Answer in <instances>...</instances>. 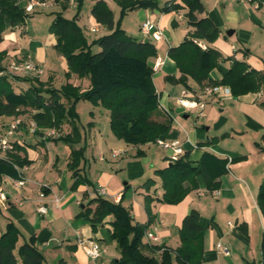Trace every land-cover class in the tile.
<instances>
[{"label": "crops", "instance_id": "0c3cea01", "mask_svg": "<svg viewBox=\"0 0 264 264\" xmlns=\"http://www.w3.org/2000/svg\"><path fill=\"white\" fill-rule=\"evenodd\" d=\"M40 1L53 4L49 7L36 6L34 12L29 14V19L44 10L49 15L51 27L58 12H62L68 19L78 15L77 23L89 43L112 32L98 23L92 13L98 1L108 4L114 13L116 26L119 24L121 29L134 38L147 39L141 33V25L146 19L158 24L163 31V39L148 40L157 49V54L149 59V64L154 67L157 61L162 62L155 72L154 82L160 95V120L172 121L164 137L178 139L185 154L189 155L195 165L205 152L228 159V172L215 181L219 188L213 191L208 188L209 183L202 174L164 185L158 171L166 169L173 161L170 159L171 152L155 142L139 147L128 145L110 131L109 124H97L96 114L92 112L93 119L88 125L77 123L80 140L71 144L63 143L56 138L49 139L31 133L29 121L33 118L30 112L21 114L22 118L26 116L28 119L23 120V125L12 137L19 142V149L13 155L27 161L24 172L27 182L22 188H16L14 180L18 177H0L8 194L7 207H0V236L6 231L7 224L14 222L21 231L18 244L35 237L36 245L45 257L53 254L55 260L63 258L68 264H72L73 258L78 264H115L121 255L111 242V217L93 226L83 215L89 201L101 196L114 203L121 202L130 210L136 222L145 225L142 249L147 255L160 257L162 250L175 251L180 247L183 221L195 209L200 213L203 229L202 264H264V215L258 203L260 186L264 181V86L258 92L241 96H234L232 92L224 102L205 96V117L197 118L194 114L186 113L188 118H185L183 114L174 112L178 107L177 99L185 91L200 93L208 83L200 85L191 77L187 85L170 81L169 78L178 79L182 73L168 54L170 48L191 38L219 50L223 55L210 73V78L217 83L229 71L233 59L246 62L250 68L264 74V3L257 0L259 7H256L246 1L202 0L206 11L198 14L199 18H211L220 30L218 39L208 43L190 26L187 9L162 12L160 9L139 8L128 11L122 17L118 0H75L73 4L70 0ZM87 1L90 2L88 10L85 8ZM157 1L160 6L168 1L181 3V0ZM28 2L20 0L19 5L26 11ZM51 7L50 12L47 11ZM25 24L12 28L7 20L4 40L0 43V52L6 53L3 60L6 69L22 56V59H34L44 68L50 63L47 48H56L55 35L51 33L53 40L50 45H43L34 40L36 30L32 22L28 30ZM229 30H233L232 36L228 34ZM96 47L99 46H94L93 51ZM42 52H46L43 58ZM57 73L53 71L47 84L52 86L59 77ZM42 76L39 77L41 81ZM20 77L35 76L24 74ZM63 80V83L79 87L82 92L91 85L89 78H79L77 74ZM12 83L17 92L26 91L31 85L30 82L16 79ZM12 119L0 117V122H10ZM108 120L110 122L111 118ZM71 131V124L65 123L60 135ZM73 148H84V158L79 168L86 182L76 187V179L69 169ZM138 150L143 151L142 156H137ZM114 151L121 153L114 157ZM43 186H47L44 190L46 196L41 198L39 192ZM101 189L106 190V195L99 194ZM183 193L185 196L177 202L165 199L168 194L178 198ZM57 198L60 201L57 202ZM43 204L48 207L46 214L38 211ZM88 207H95V204ZM150 233L159 240L150 239ZM82 240L96 241L104 249L101 256L92 259L80 245ZM218 243L227 246L230 254L219 251Z\"/></svg>", "mask_w": 264, "mask_h": 264}, {"label": "trees", "instance_id": "16d2710c", "mask_svg": "<svg viewBox=\"0 0 264 264\" xmlns=\"http://www.w3.org/2000/svg\"><path fill=\"white\" fill-rule=\"evenodd\" d=\"M259 1L264 3V0ZM19 2L20 0H0V43L4 40L7 20L12 28H16L23 26L30 16ZM118 3L122 8V17L128 11L139 8L160 9L162 12L187 9L189 24L197 35L208 43H214L220 34L211 18H199L198 14L206 11L202 0H181V3L168 1L164 6H160L157 0H118ZM92 13L98 23L112 32L91 43L77 23L78 15L68 19L62 12H58L50 27L57 39L56 49L66 58L70 73L77 74L79 78H89L90 88L82 92L79 87L66 84L61 89H56L42 82L39 77L10 76L3 65L6 53L0 52V117H14L31 112L38 127L35 133L41 136L46 135L44 130L56 128L62 131V126L70 123L71 133L55 138L71 144L81 138L76 105L81 100H91L95 104L102 103L110 110L111 129L126 144L139 147L153 143L158 138H165L172 121L154 118V113L160 106V95L154 82L155 70L150 66L149 59L157 54L156 46L150 41L128 35L119 24L116 26L114 13L105 1H98ZM94 46H99L100 51L94 52ZM168 54L182 73L178 79L169 78L173 83L187 85L188 78L191 77L200 85L205 82L208 85H228L234 96L258 92L264 86L263 73L236 59H233L231 68L221 82L212 80L210 73L223 55L210 46L203 49L194 39L186 38L179 46L170 48ZM15 79L30 82L31 85L26 91L17 92L12 83ZM16 147L19 149L17 145ZM142 155L143 151L138 150L137 156ZM83 158L84 148L72 149L69 169L76 179L74 187L86 182L80 175L79 168ZM228 162L226 158L205 152L195 165L189 155L185 154L158 172L164 185L202 174L209 183L208 188L213 191L219 188L215 181L228 172ZM27 164V161L11 154L9 160H0V177L7 175L16 178L19 174L15 165L24 167ZM184 196L185 193L173 198L168 194L165 199L174 203ZM258 203L264 215V181L260 186ZM93 204L95 207H88ZM83 213L93 226L104 223L107 217H111L112 237L117 240L121 255L115 264H202L203 229L200 213L195 209L183 221L180 247L175 251L164 249L160 257L143 252L146 227L136 222L130 210L121 202L114 203L98 196L89 201ZM20 236V229L14 222H9L6 231L0 236V264H19V261L21 264H45V256L37 247L36 238L30 237L19 245ZM262 255L264 261V232ZM57 264L68 262L60 258Z\"/></svg>", "mask_w": 264, "mask_h": 264}, {"label": "built area", "instance_id": "2783aa9c", "mask_svg": "<svg viewBox=\"0 0 264 264\" xmlns=\"http://www.w3.org/2000/svg\"><path fill=\"white\" fill-rule=\"evenodd\" d=\"M235 1H246L251 2L259 7V2L257 0H235ZM73 4L75 0H70ZM36 6L49 7L50 4L46 1L40 0H29L28 5L26 6V12L33 13ZM141 33L144 38L153 39L156 41H160L163 39V31L159 27L158 24L153 22L150 19H146L141 25ZM200 47L203 49L206 48V45L203 42L198 40H194ZM162 62L157 61L153 67L156 71L159 70ZM6 73L10 76H21L24 74H31L35 77H41L44 74V67L41 64H35L31 61V59H19L13 61L9 68L6 69ZM3 74V73H2ZM232 93L231 88L225 85H205L202 88L200 93H190L188 91L183 92V94L177 99V106L184 107L186 113L194 114L197 118L205 117L206 106L207 103L204 100L205 96L217 98L219 102H224L227 95ZM23 125V119L19 116H14L10 122H0V160H9L10 155L15 153L17 150L16 145L18 146L19 142L12 139V137L16 134L19 128ZM37 124H31L29 126V131L31 133L36 132ZM60 135V131L56 128L50 129L45 138H55ZM159 147L170 151V159L175 162L179 160L183 155H185V149L182 143L178 139H166V138H158L155 141ZM120 151H114L113 156L117 157L120 155ZM16 170L18 171V178L14 180V186L16 188H22L26 185V178L24 172L26 167H21L15 165ZM47 189V186H43L39 195L41 198L46 196L44 190ZM106 190H99L100 195H106ZM218 194V191H215ZM56 201H60V199H56ZM8 203V194L5 192L3 187V180L0 178V207H7ZM38 211L42 214H46L48 211V207L46 205H40ZM231 226L232 223H229ZM150 239L154 241H158L159 238L154 234H148ZM80 245L83 246L87 254L92 258L96 259L101 256L104 249L100 247V245L94 240H82L80 241ZM217 249L224 254H230V249L223 245L222 243L217 244Z\"/></svg>", "mask_w": 264, "mask_h": 264}, {"label": "rangeland", "instance_id": "374dc122", "mask_svg": "<svg viewBox=\"0 0 264 264\" xmlns=\"http://www.w3.org/2000/svg\"><path fill=\"white\" fill-rule=\"evenodd\" d=\"M50 4H53V2H51ZM85 5H86V7H85L86 10H88L90 2L87 1ZM47 9H48L47 11H49L50 9H52V7L47 8ZM39 12H40L39 14L33 16L32 18H30V19L28 18L29 20L27 19L28 22H27V24H25V28H27V30H28V26H29V23L31 21L32 26L36 30V36L34 37V40L41 42L43 45H46V43H48L50 45L52 40H53V37L51 36L52 34L50 31V20L48 17L49 15L44 13V12H46L44 10H40ZM29 14H31V13H29ZM95 36H96V34H95ZM26 47H30V46L26 45ZM98 51H100V47H96L94 50V52H98ZM21 55H24V54H21ZM48 55H49L50 63L47 64V66H45V68H44V74L42 76V80L44 81V83H47L49 81L50 75L53 73V71H56V72H58L57 74H59V77H58V79H56L53 82L52 86H54V88H56V89H61L64 85L67 84V83H63V81H64L63 78L69 79L74 74L70 73L69 67L67 66V63H66V58L62 54H60L56 48H53L52 46L49 49L47 48V56ZM45 56H46V52H45V54H44V52H42L41 57L43 58ZM23 57L24 56H22V58ZM22 58H20V59H22ZM31 61L35 64H39V63H36L34 59H31ZM168 86H172V85L169 84ZM78 103L76 105V113L79 116V119H77V123L79 125H81V124L88 125L89 121L91 119H93L92 112H94L96 114V118H95L96 123L102 124L103 126H104V123H107V124H109L110 129H111V120H110V122L108 120V118H111V114H110V110L106 106H104L102 103L95 104L91 100H81ZM174 112H176V111L174 110ZM29 114L31 115L32 113L30 112ZM161 117H162V115H161V113H159V111H156L154 113V118L160 120ZM22 119L27 120L28 118L26 116H23ZM35 123L36 122L34 120H31V121H29V126L31 124H35ZM37 129H38V127H36V130ZM110 131L113 133L112 129ZM61 141L63 143L66 142L64 140H61ZM111 242L114 243L113 246H114L115 250L118 249L117 240L112 237V232H111ZM57 262H58V260H55V257H53V254H50V255L45 257V264H57ZM71 263L72 264H78V262H76L75 258H73L71 260Z\"/></svg>", "mask_w": 264, "mask_h": 264}, {"label": "water", "instance_id": "95a60500", "mask_svg": "<svg viewBox=\"0 0 264 264\" xmlns=\"http://www.w3.org/2000/svg\"><path fill=\"white\" fill-rule=\"evenodd\" d=\"M228 34L232 36L233 30H229ZM145 41L148 42V39H146ZM175 111L177 114H183L185 118H188V114H186L184 107H177Z\"/></svg>", "mask_w": 264, "mask_h": 264}]
</instances>
